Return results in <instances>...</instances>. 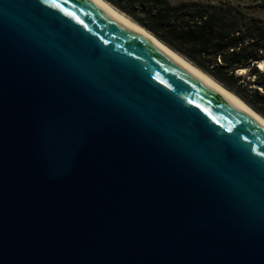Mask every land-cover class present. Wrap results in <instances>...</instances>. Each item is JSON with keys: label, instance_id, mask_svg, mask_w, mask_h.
Instances as JSON below:
<instances>
[{"label": "water", "instance_id": "1", "mask_svg": "<svg viewBox=\"0 0 264 264\" xmlns=\"http://www.w3.org/2000/svg\"><path fill=\"white\" fill-rule=\"evenodd\" d=\"M0 264H264V123L103 4L0 0Z\"/></svg>", "mask_w": 264, "mask_h": 264}, {"label": "trees", "instance_id": "2", "mask_svg": "<svg viewBox=\"0 0 264 264\" xmlns=\"http://www.w3.org/2000/svg\"><path fill=\"white\" fill-rule=\"evenodd\" d=\"M104 1L264 118V70L258 67L264 61L263 20L227 4ZM258 8L264 10V2Z\"/></svg>", "mask_w": 264, "mask_h": 264}, {"label": "bare ground", "instance_id": "3", "mask_svg": "<svg viewBox=\"0 0 264 264\" xmlns=\"http://www.w3.org/2000/svg\"><path fill=\"white\" fill-rule=\"evenodd\" d=\"M100 4L105 5L112 13L116 14L120 19H122L127 25H129L139 36L146 39L150 43L158 46L160 49H162L164 52L169 54L171 57H173L175 60H177L180 64H182L184 67H186L188 70H190L192 73H194L197 77H199L201 80H203L207 85H209L214 91L222 95L226 100H228L231 104L236 106L238 109H242L256 117L258 120H260L262 123H264V118L259 115L257 112L252 110L248 105H246L243 101L235 97L233 94H231L228 90H226L220 83L215 81L212 77L204 73L203 71L199 70L197 67L189 63L185 58H183L181 55L177 54V52H174L169 47H167L164 43L160 42L157 38H155L151 33L146 31L145 29L141 28L137 23L133 22L130 18L122 14L121 12L117 11L113 8V6L106 3L104 0H93ZM260 69H264V61L258 64ZM241 74L244 73V70L240 71Z\"/></svg>", "mask_w": 264, "mask_h": 264}, {"label": "rangeland", "instance_id": "4", "mask_svg": "<svg viewBox=\"0 0 264 264\" xmlns=\"http://www.w3.org/2000/svg\"><path fill=\"white\" fill-rule=\"evenodd\" d=\"M173 4H177L180 2H199V3H211V4H227L239 6L244 11L248 12V14L259 18L264 21V10L258 8V5L263 3L264 0H168ZM107 3V2H106ZM110 5V4H109ZM114 8V7H113ZM116 9V8H114ZM117 10V9H116ZM118 11V10H117ZM120 12V11H119ZM123 14V13H122ZM125 15V14H124ZM126 16V15H125ZM129 18V17H128ZM134 22V21H133ZM167 46V45H166ZM170 48V47H169ZM183 57V56H182ZM184 58V57H183ZM186 59V58H185ZM187 60V59H186ZM188 61V60H187ZM189 62V61H188ZM191 63V62H190ZM259 67V65H258ZM260 69V67H259ZM261 70V69H260ZM264 70V69H263ZM245 73V72H244ZM223 86V85H222ZM224 87V86H223ZM228 90V89H227ZM229 91V90H228ZM230 92V91H229ZM233 93V92H232ZM237 96V95H236ZM243 101V100H242Z\"/></svg>", "mask_w": 264, "mask_h": 264}]
</instances>
